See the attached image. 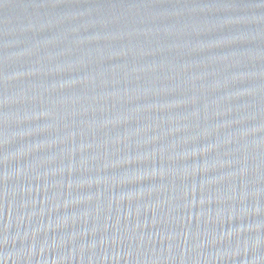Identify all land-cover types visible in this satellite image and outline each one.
<instances>
[{
    "label": "water",
    "instance_id": "95a60500",
    "mask_svg": "<svg viewBox=\"0 0 264 264\" xmlns=\"http://www.w3.org/2000/svg\"><path fill=\"white\" fill-rule=\"evenodd\" d=\"M0 264H264V0H0Z\"/></svg>",
    "mask_w": 264,
    "mask_h": 264
}]
</instances>
